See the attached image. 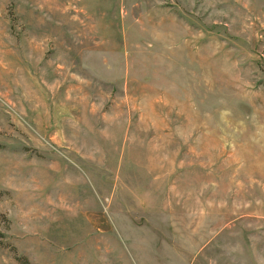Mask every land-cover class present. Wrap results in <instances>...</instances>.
Returning a JSON list of instances; mask_svg holds the SVG:
<instances>
[{"label":"rangeland","instance_id":"rangeland-1","mask_svg":"<svg viewBox=\"0 0 264 264\" xmlns=\"http://www.w3.org/2000/svg\"><path fill=\"white\" fill-rule=\"evenodd\" d=\"M0 264H264V0H0Z\"/></svg>","mask_w":264,"mask_h":264}]
</instances>
